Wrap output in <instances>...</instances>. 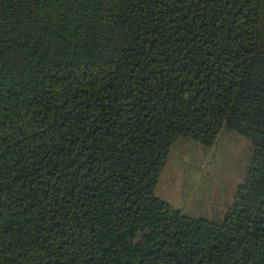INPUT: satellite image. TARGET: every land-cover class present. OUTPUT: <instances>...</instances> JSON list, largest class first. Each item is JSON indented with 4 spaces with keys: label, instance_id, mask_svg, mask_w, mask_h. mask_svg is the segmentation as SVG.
<instances>
[{
    "label": "trees",
    "instance_id": "obj_1",
    "mask_svg": "<svg viewBox=\"0 0 264 264\" xmlns=\"http://www.w3.org/2000/svg\"><path fill=\"white\" fill-rule=\"evenodd\" d=\"M223 129L222 216L158 197ZM0 264H264V0H0Z\"/></svg>",
    "mask_w": 264,
    "mask_h": 264
},
{
    "label": "rangeland",
    "instance_id": "obj_2",
    "mask_svg": "<svg viewBox=\"0 0 264 264\" xmlns=\"http://www.w3.org/2000/svg\"><path fill=\"white\" fill-rule=\"evenodd\" d=\"M248 157V140L225 129L208 148L180 139L170 149L156 195L190 217L218 219L233 200Z\"/></svg>",
    "mask_w": 264,
    "mask_h": 264
}]
</instances>
